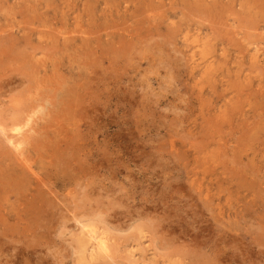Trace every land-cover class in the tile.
<instances>
[{"label":"rangeland","instance_id":"1","mask_svg":"<svg viewBox=\"0 0 264 264\" xmlns=\"http://www.w3.org/2000/svg\"><path fill=\"white\" fill-rule=\"evenodd\" d=\"M263 67L264 0H0V264H264Z\"/></svg>","mask_w":264,"mask_h":264},{"label":"bare ground","instance_id":"2","mask_svg":"<svg viewBox=\"0 0 264 264\" xmlns=\"http://www.w3.org/2000/svg\"><path fill=\"white\" fill-rule=\"evenodd\" d=\"M124 2V1H123ZM145 17V16H144ZM139 21V20H138ZM87 34V33H86ZM214 37V36H213ZM84 38V37H83ZM84 40V39H83ZM208 45V44H207ZM255 48V47H254ZM206 49V48H205ZM257 49V48H256ZM193 54H195V53H193ZM257 58V57H256ZM264 68V67H263ZM39 69V68H38ZM37 89V88H36ZM43 96V95H42ZM17 97V96H16ZM29 97V96H28ZM37 97V96H36ZM18 98V97H17ZM52 98V97H51ZM21 100V99H20ZM39 100V99H38ZM23 102V101H22ZM44 102V101H43ZM11 103V102H10ZM13 103V102H12ZM29 103H31V102H29ZM38 103V102H37ZM35 104V103H34ZM42 104V103H41ZM21 105V104H20ZM19 105V106H20ZM22 105L24 106V110H25V104H23L22 103ZM11 106V105H10ZM16 106V105H15ZM32 106V105H31ZM22 107V106H21ZM20 107V108H21ZM44 107V106H43ZM9 108H12V107H9ZM17 108V107H16ZM23 108V107H22ZM47 108V107H46ZM14 109V108H13ZM27 109V108H26ZM10 111H12V110H10ZM20 112H23V111H20ZM10 113V112H9ZM8 113V114H9ZM2 114V113H1ZM12 114V113H11ZM14 115V114H13ZM21 115V114H20ZM23 115V114H22ZM16 116V115H15ZM4 117V116H3ZM10 117V116H9ZM21 117V116H20ZM23 117V116H22ZM15 118V117H14ZM24 118V117H23ZM227 118V117H226ZM225 118V119H226ZM5 119V118H4ZM15 119H18V117L17 118H15ZM22 120V119H21ZM33 120V119H32ZM11 121V120H10ZM227 121V120H226ZM23 122V121H22ZM21 122V123H22ZM16 123V122H15ZM14 124V123H13ZM37 124V123H36ZM36 124H35V126H36ZM6 125V124H5ZM17 125H18V123H17ZM32 125V124H31ZM30 125V126H31ZM6 126H8V125H6ZM15 126V125H14ZM22 127V126H21ZM32 127H34V126H32ZM31 127V128H32ZM18 128V127H17ZM17 128H16V130H17ZM10 130V129H9ZM9 130H7L6 129V131H9ZM14 130V129H13ZM18 130H20L19 128H18ZM26 129H24V131H25ZM3 131V130H2ZM4 131H5V129H4ZM4 131H3V133H4ZM5 131V132H6ZM23 131V130H22ZM13 133V132H12ZM4 134H6V133H4ZM14 134V133H13ZM21 134L23 135L24 133H22L21 132ZM7 135V134H6ZM5 135V136H6ZM10 135H11V133H10ZM8 136V135H7ZM25 137H26V135H25ZM31 138V137H30ZM3 139V138H2ZM17 139H20V138H17L16 137V140ZM31 141V140H30ZM32 142V141H31ZM11 143V142H10ZM41 143V142H40ZM12 145V144H11ZM25 145V144H24ZM26 145H28V144H26ZM25 145V146H26ZM46 145H47V143H46ZM9 146V148H10V145H8ZM22 146V145H21ZM24 146V149L26 148L27 149V147H25ZM33 146V145H32ZM35 146V145H34ZM30 147H31V145H30ZM45 147V146H44ZM48 147V146H47ZM7 149V148H6ZM14 149V148H13ZM29 149V148H28ZM9 151V150H8ZM12 151H10V153H11ZM18 153V152H17ZM28 153V152H27ZM29 154V153H28ZM12 155V154H11ZM7 156V155H6ZM9 156H10V154H9ZM26 156V155H25ZM3 157H5V156H3ZM2 157V158H3ZM12 157V156H11ZM18 157H19V155H18ZM6 158V157H5ZM26 158V157H25ZM4 159V158H3ZM7 160H8V158H6ZM13 160V159H12ZM15 160V159H14ZM21 160V159H20ZM19 161V160H18ZM18 161H16V162H18ZM15 162V163H16ZM12 163V162H11ZM13 163H14V161H13ZM14 163V164H15ZM19 163V162H18ZM23 163V162H22ZM30 164V163H29ZM21 165V164H20ZM23 165V164H22ZM20 168V167H19ZM28 168V167H27ZM30 168V167H29ZM6 169V168H5ZM16 170H17V168H16ZM15 170V171H16ZM20 170V169H19ZM27 170V169H26ZM31 170V169H30ZM28 171V170H27ZM20 172V171H19ZM31 172V171H30ZM33 173V172H32ZM16 174H18V173H16ZM19 175V174H18ZM33 175H35V173L33 174ZM37 177V176H36ZM229 177V176H228ZM10 179V178H9ZM14 179V178H13ZM11 180V179H10ZM5 182V181H4ZM45 184V183H44ZM98 215V214H97ZM88 227V226H87ZM81 228H84V230H85V228H86V226L85 225H81ZM83 230V229H82ZM86 231V230H85ZM141 235H142V232H141ZM144 235V234H143ZM143 239H144V237H143ZM74 241H76V243H78V246H80L81 248H82V246H84V241L85 242H88V241H92L93 243H94V246H95V248H96V250L97 251H99V252H103V253H106L107 254V252H108V250H109V248L111 249V247L112 246H114V245H110V247L108 246V243H107V240H106V238L102 235V234H100V233H97L96 232V230H94L93 228H88L87 229V231L85 232V235L84 236H82V237H80V238H78L77 240H74ZM109 241V240H108ZM139 241V240H138ZM137 242V241H136ZM146 242V241H145ZM93 243H91V245L93 244ZM144 243V242H143ZM90 244V243H89ZM110 244V243H109ZM114 244V243H113ZM146 244V243H145ZM144 244V245H145ZM140 245V244H139ZM90 246V245H89ZM93 246V247H94ZM116 246V245H115ZM119 246V245H118ZM109 247V248H108ZM128 247V246H127ZM134 247V246H133ZM79 248V247H78ZM78 248H77V250H78ZM86 248H87V246H86ZM89 248V247H88ZM80 249V248H79ZM121 249V248H120ZM119 249V250H120ZM88 250V249H87ZM92 250H94V249H92ZM125 250V249H124ZM131 250V249H130ZM86 251V250H85ZM84 251V252H85ZM118 251V250H117ZM116 251V252H117ZM123 251V250H122ZM126 251H127V249H126ZM95 252V251H94ZM112 252H114V249H113V251ZM150 252V251H149ZM115 253V252H114ZM119 253V252H118ZM143 253H144V251H143ZM146 253H148V252H146ZM152 253V252H151ZM82 254V253H81ZM88 254H89V250H88ZM94 254H96V253H94ZM85 255V254H84ZM109 254H107V258H110L109 256H108ZM112 255V254H111ZM116 255V254H115ZM149 255H150V253H149ZM78 256V255H77ZM89 256V255H88ZM90 256H92V255H90ZM114 256V255H113ZM135 256V255H134ZM147 256V255H146ZM152 256V255H151ZM100 257V256H99ZM112 257V256H111ZM101 258V257H100ZM103 258V257H102ZM127 258V257H126ZM86 259V258H85ZM135 259V258H134ZM147 259V258H146ZM151 259H152V257H151ZM114 260V259H113ZM141 260V259H140ZM144 260V259H143ZM79 261V260H78ZM148 261V260H147ZM91 262V261H90ZM112 263V262H111ZM114 263V262H113ZM139 264V263H138Z\"/></svg>","mask_w":264,"mask_h":264}]
</instances>
